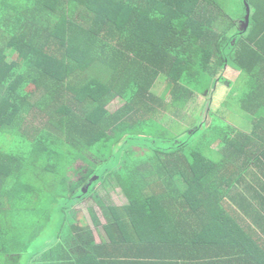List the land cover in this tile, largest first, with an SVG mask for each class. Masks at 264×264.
Listing matches in <instances>:
<instances>
[{
  "label": "trees",
  "instance_id": "1",
  "mask_svg": "<svg viewBox=\"0 0 264 264\" xmlns=\"http://www.w3.org/2000/svg\"><path fill=\"white\" fill-rule=\"evenodd\" d=\"M231 3L240 15L224 12ZM260 39L264 0H0V264H67L69 239L126 243L132 264H264L262 106H247L248 130L209 110L173 133L162 114L207 95L226 66L245 71ZM161 77L168 100L153 91ZM87 197L109 242L75 210ZM53 205L71 214L49 254L29 237ZM36 217L34 233L21 221Z\"/></svg>",
  "mask_w": 264,
  "mask_h": 264
},
{
  "label": "crops",
  "instance_id": "2",
  "mask_svg": "<svg viewBox=\"0 0 264 264\" xmlns=\"http://www.w3.org/2000/svg\"><path fill=\"white\" fill-rule=\"evenodd\" d=\"M238 22L239 20H235L236 27H238ZM248 27L249 23L245 25L244 20L240 19V32H246ZM246 35H248V32L246 33ZM260 41L261 44L264 45V39H260ZM251 45L254 46V44ZM249 56H251V53H246V59L243 64L245 71L237 70L235 68H232L231 66H226L224 68L222 72L224 76L221 77L220 75L222 81L219 83H226L227 89L224 91V94L221 95L223 99L219 101V104L222 107L215 111L219 112L224 108V106H226V113L228 112L231 115L240 113V128L247 130L252 127L250 121L251 117L246 114V111L248 109L247 106H251V108L262 106V109L264 110V56L258 59H248L253 57ZM213 88H215V85L213 86ZM213 88L210 89V92H212ZM208 105L210 108L209 103ZM115 203L118 205H122L126 204L127 202L126 199H124ZM91 207L92 205L88 206L87 209L81 208V211L84 215L83 223L90 225L93 229V235L96 243H104L108 240L106 239L105 233L103 232L102 228L93 225L91 220L92 218L89 215V209ZM62 237L63 235H61L58 239L55 237L54 239H48L49 243L45 246H42V248L40 247L41 249H39V252L43 251L52 254L54 252V245H56L57 240L62 241ZM66 244L68 248L66 249V251H70L71 254V259L69 262H67V264H132L131 261H141L133 260V258L129 255V249L126 248V243H124V248L117 247V245L115 246L112 243L108 244L106 247L96 248L82 247L80 246V244L75 246L70 239L67 241V243H65V245ZM93 254H95L96 258L94 260H89V257ZM37 255L38 254H35L34 256Z\"/></svg>",
  "mask_w": 264,
  "mask_h": 264
},
{
  "label": "rangeland",
  "instance_id": "3",
  "mask_svg": "<svg viewBox=\"0 0 264 264\" xmlns=\"http://www.w3.org/2000/svg\"><path fill=\"white\" fill-rule=\"evenodd\" d=\"M237 6H235L232 3L227 4L226 6L224 5V7H225L224 12L228 15V17H232V11H234V14L237 12L240 15V6H238V7ZM226 19H227V22H229L227 17H226ZM238 28L240 29V20L238 22ZM220 75H221V77L224 76L223 73L217 75L218 79L215 82V88H213L212 92L207 93V95L195 94L193 99L190 102H188L185 106L180 107V109H179L180 113H178V116L177 115L173 116V115L168 114L167 112H162V114H164L163 117H165L164 122L173 131V133H179L180 131H183L186 128L189 132H193L195 129H197L198 126H201V124L210 121V118L208 115L209 110H211V113H213L216 110H218L220 107H222L219 104V101H221V99H223V97L221 95H223L224 91L227 89V87H226L227 84L224 82L219 83L222 81V79L220 78ZM153 91L162 99L168 100V98H169V85H168V83L164 77H161L156 81ZM123 103H124V101L121 98L117 97V98L113 99L112 102H110L106 106V109L110 112H114ZM208 103L210 104V108H209ZM225 107L226 106H224V108L219 111L218 116L220 118L226 116V120L228 122H233L236 125H240V113L231 115L228 112L226 113ZM227 114H229V115H227ZM0 140H2L4 144H7V145L9 144V142L7 143V139L5 137H1V135H0ZM130 144H133L135 146L138 145V139L131 140ZM220 145H221V143L218 145L215 144L214 147L219 148ZM118 149H119V147L117 146L116 151H118ZM133 149H134L135 153L138 155L143 154L145 151V149L138 147V146L134 147ZM115 159H116V157L111 159L105 166H101V167L113 168V166L116 165ZM80 165H83V163L81 161H78L76 166L79 167ZM102 171H103V169H101V168H99L97 170V172H99V173H101ZM99 187L100 186H98L97 188L99 189ZM110 195H111V200L114 202H119L121 200H124V197L121 194L119 189H117L115 191H111ZM91 205H93V201L90 197H87V198H85V200L82 203L77 204L75 206V210L81 211V208L87 209V207L91 206ZM56 209L57 208L54 207V205H53L47 211V213H49V214H46L49 217V220H47V221L45 219H41L40 221H38V219L36 217V218H34L33 222L30 223L29 219H22V221H21L22 223L26 224L28 227H31L30 228L31 232L33 230H35L34 233L37 232L36 229H38L39 228L38 226H40L43 223V220L46 221V226H45V228L42 227V229H40L41 230L40 233L34 234L35 236H33L32 238L29 237L30 242L32 240V243L34 245H36V243L39 244L41 241H44L45 238H47L46 241H48V239H51V237L55 236V234L57 233V230H59V228H61V227L63 228L68 224L67 223L68 221L65 218V216L69 217L71 214V212H70L71 210L66 209L64 211V214L61 213L62 219L59 220L57 218V215H56V213H57ZM41 211H42V208H41ZM64 218H65V222H61ZM31 232H28V234H30ZM25 256H27V253L25 254ZM24 259H26V258H24Z\"/></svg>",
  "mask_w": 264,
  "mask_h": 264
},
{
  "label": "water",
  "instance_id": "4",
  "mask_svg": "<svg viewBox=\"0 0 264 264\" xmlns=\"http://www.w3.org/2000/svg\"><path fill=\"white\" fill-rule=\"evenodd\" d=\"M248 17H249V9L247 7V14L245 15V19H244L245 25H247V23H248Z\"/></svg>",
  "mask_w": 264,
  "mask_h": 264
}]
</instances>
